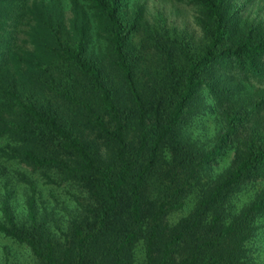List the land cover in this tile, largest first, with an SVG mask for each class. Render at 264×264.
Returning <instances> with one entry per match:
<instances>
[{
    "label": "trees",
    "instance_id": "1",
    "mask_svg": "<svg viewBox=\"0 0 264 264\" xmlns=\"http://www.w3.org/2000/svg\"><path fill=\"white\" fill-rule=\"evenodd\" d=\"M188 2L199 32L152 21L141 0H0L1 172L24 165L80 193L57 229L24 173L27 219L4 197L0 232L40 264H255L264 188L232 200L264 182V0ZM207 112L212 142L191 140Z\"/></svg>",
    "mask_w": 264,
    "mask_h": 264
},
{
    "label": "rangeland",
    "instance_id": "2",
    "mask_svg": "<svg viewBox=\"0 0 264 264\" xmlns=\"http://www.w3.org/2000/svg\"><path fill=\"white\" fill-rule=\"evenodd\" d=\"M145 3L149 18L154 21L156 18H165L170 26H176L179 29L197 30L195 23V5L188 0H141ZM219 123L213 112H207L197 117L193 123L186 128L184 132L191 140L201 143H211L214 135L219 129ZM2 144V143H1ZM234 148L230 149L214 166V173H221L228 167L234 156ZM3 169L0 165V207L7 192L10 191L11 207L14 210L16 219L21 222L27 219L28 206L27 198L32 193L30 184L23 180L22 173L31 179L37 186L38 204L40 211L45 213L47 210L50 218V224L57 229L53 216L55 215L64 225L72 216L81 210V206L69 194L70 192L79 193L70 185H55L47 183L39 173H34L30 168L10 163V166ZM264 188V182L250 184L233 197L234 210L239 209L247 202L255 198L257 193ZM80 194V193H79ZM197 191L192 193L186 200L184 207L171 213L169 219L172 223L176 222L181 216L187 214L194 208L197 201ZM3 213L0 209V219ZM259 229L254 240L250 243V256L255 264H264V216L259 218ZM137 262L141 263L145 259V247L141 242L136 252ZM0 264H40L33 255L32 250L25 244H20L14 239L0 232Z\"/></svg>",
    "mask_w": 264,
    "mask_h": 264
}]
</instances>
